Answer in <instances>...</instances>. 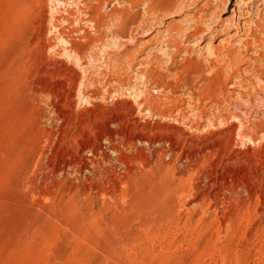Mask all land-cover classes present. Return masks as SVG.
<instances>
[{
  "label": "rangeland",
  "instance_id": "obj_1",
  "mask_svg": "<svg viewBox=\"0 0 264 264\" xmlns=\"http://www.w3.org/2000/svg\"><path fill=\"white\" fill-rule=\"evenodd\" d=\"M0 264H264V0H0Z\"/></svg>",
  "mask_w": 264,
  "mask_h": 264
},
{
  "label": "bare ground",
  "instance_id": "obj_2",
  "mask_svg": "<svg viewBox=\"0 0 264 264\" xmlns=\"http://www.w3.org/2000/svg\"><path fill=\"white\" fill-rule=\"evenodd\" d=\"M174 3V2H173ZM247 13V12H246ZM126 29V28H125ZM239 34H240V31H238V33L236 34V35H234L233 37L234 38H237L238 36H239ZM246 44H248L249 45V43H247L246 42ZM222 47H224V46H222ZM221 46L219 47V48H217V50H215V51H217V53L218 54H220V56H223V54H224V52H223V50H224V48H222ZM225 56V55H224ZM232 56V55H231ZM224 58V57H223ZM224 62V61H223ZM223 68V67H222ZM221 68V69H222ZM220 73H222V70H221V72ZM222 75V74H221ZM223 76V75H222ZM161 77V76H160Z\"/></svg>",
  "mask_w": 264,
  "mask_h": 264
}]
</instances>
